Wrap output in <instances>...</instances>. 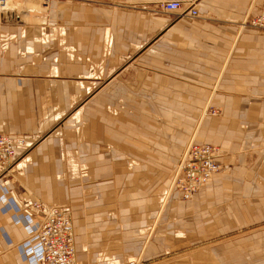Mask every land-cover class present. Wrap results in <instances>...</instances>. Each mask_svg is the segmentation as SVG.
<instances>
[{"label": "rangeland", "instance_id": "1", "mask_svg": "<svg viewBox=\"0 0 264 264\" xmlns=\"http://www.w3.org/2000/svg\"><path fill=\"white\" fill-rule=\"evenodd\" d=\"M165 1L21 0L18 20L4 19L0 12V25L12 24L18 32V39L10 42L11 52L4 55V65L12 72L0 80L3 124H16L19 131L14 135L26 142L50 132L41 143H48L40 180L46 203L69 207L75 253L85 252L87 242L101 243L94 250L99 264L104 263L106 241L112 239L107 233L112 221L119 228L118 237L124 229L129 231L112 212L131 207L129 194L147 191L151 196L161 190L162 199L171 198L175 190L168 179L184 145L199 140L198 126L226 116L212 101L197 103L193 89L170 88L169 79L141 70L139 47L158 19L168 16L159 9ZM253 99H236L234 106L239 112L250 109L255 121L245 128H254L248 130L251 135L260 131L264 119V100L259 105ZM262 140V146L245 142L237 152L249 161L247 176L251 172L264 177ZM226 157L238 162L231 154ZM152 162L158 165L155 170ZM225 170L231 168L221 166L219 171ZM25 177L39 183L36 177ZM249 193L258 196L252 201L255 207L264 209V185H250ZM151 203L144 201L146 208ZM234 235L209 236L229 240Z\"/></svg>", "mask_w": 264, "mask_h": 264}, {"label": "crops", "instance_id": "2", "mask_svg": "<svg viewBox=\"0 0 264 264\" xmlns=\"http://www.w3.org/2000/svg\"><path fill=\"white\" fill-rule=\"evenodd\" d=\"M182 2L193 4L199 15L161 16L139 47L142 48L141 70L146 75L169 79L170 88L193 89L197 92V103L212 101L226 111L221 122L204 121L203 126H198L200 138L194 140L218 143L221 153L216 162L220 168L231 171L219 169L209 184L186 200L176 191L169 199H162L161 190H154L151 196L147 191L138 196L129 194L131 207H123L111 215L121 218L122 228L129 227V231L124 229L122 237H118L120 232L114 221L108 226L107 233L112 239L106 241L103 264H129L135 260L140 264H264V221H260L264 209L255 207L257 202L252 201L258 200V196L254 198L249 193L250 185H264V177L252 176L251 172L247 176L249 161L237 153L243 143L252 140L257 143L255 146H262L264 119H260V131L251 135L250 128H245L255 121L250 109L242 107L239 112L234 108L236 99L242 102L250 96L259 105L264 100V31L242 25L246 18L258 14L264 0ZM13 27L0 25V80L12 72L9 65H4V55L11 52L8 49L13 38L18 39L17 29L14 31ZM29 49L28 46L26 50ZM8 83L11 82H4ZM2 85L0 81V89ZM2 120L0 114V133L19 131L12 121L3 124ZM49 134L18 147L17 152L22 156L14 167L13 178L0 180L3 188L0 190V264H32L20 244L28 235L27 216L33 213L30 203L48 199L40 180L45 165L42 157L48 148V143H41ZM226 154L238 162L228 160ZM152 163L150 168L155 170L158 165ZM26 174L36 177L39 183L26 180ZM155 178L153 173L154 187ZM145 200L153 203L146 208ZM212 232L235 235L229 240H223L229 236L216 240L209 236ZM196 235L200 240L194 241ZM100 245V242H87L85 252L74 251L76 264H99V253L94 250Z\"/></svg>", "mask_w": 264, "mask_h": 264}, {"label": "built area", "instance_id": "3", "mask_svg": "<svg viewBox=\"0 0 264 264\" xmlns=\"http://www.w3.org/2000/svg\"><path fill=\"white\" fill-rule=\"evenodd\" d=\"M8 2L0 0V9ZM159 9L176 18L198 15L193 4L178 0L165 1ZM242 25L264 31V5L258 14L246 18ZM25 145V139L19 135L0 133V180L13 177L14 167L22 156L17 148ZM218 155V147L213 143L188 141L173 168L170 188L178 192L181 199L191 198L220 169L216 162ZM0 190H3L1 186ZM30 208L33 213L27 216L28 235L20 244L23 254L32 264H76L69 207L36 199L30 203Z\"/></svg>", "mask_w": 264, "mask_h": 264}, {"label": "bare ground", "instance_id": "4", "mask_svg": "<svg viewBox=\"0 0 264 264\" xmlns=\"http://www.w3.org/2000/svg\"><path fill=\"white\" fill-rule=\"evenodd\" d=\"M21 0H16L15 2H17L16 4H17V6H16V4L15 5H11V7L10 6H7V4H6V6L3 8V9H0V12H2V14H0V18H1V15H2V17L4 18V19H13V20H18L19 18V15H17L18 14V12L20 13V7L18 6V2H20ZM18 11V12H17ZM20 15H21V13H20Z\"/></svg>", "mask_w": 264, "mask_h": 264}]
</instances>
